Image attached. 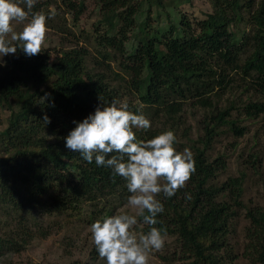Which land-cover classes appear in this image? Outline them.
Here are the masks:
<instances>
[{
    "label": "trees",
    "instance_id": "obj_1",
    "mask_svg": "<svg viewBox=\"0 0 264 264\" xmlns=\"http://www.w3.org/2000/svg\"><path fill=\"white\" fill-rule=\"evenodd\" d=\"M207 1L212 10L199 20L173 15V5L192 0H98L99 21L86 32L79 28L86 0H37L33 12H43L53 29L71 37L60 41L56 57L44 50L0 63V261L50 236L56 228L46 218L88 216L96 222L127 202V181L65 147L73 121L94 114L103 96L128 102L134 114L166 118L164 127L134 129L138 140L171 130L176 150L181 152V135L194 155L196 171L186 187L171 198L158 197L165 211L156 227L179 240L192 264L233 263L230 237L244 209L250 223L246 254L264 264V206L243 202L245 182L259 171L262 154L250 152L253 161L239 154L238 175L221 181L227 156L212 153L221 136L243 138L246 120L264 118V0ZM51 5L69 14L70 23L51 18ZM154 9L159 17L166 14L157 26ZM235 87L247 99L220 105L218 99ZM187 105L203 108L197 140L189 137ZM3 111L9 114L6 125ZM45 115L50 124L43 123ZM91 260L105 261L96 249Z\"/></svg>",
    "mask_w": 264,
    "mask_h": 264
},
{
    "label": "clouds",
    "instance_id": "obj_2",
    "mask_svg": "<svg viewBox=\"0 0 264 264\" xmlns=\"http://www.w3.org/2000/svg\"><path fill=\"white\" fill-rule=\"evenodd\" d=\"M36 3L0 0V63L18 50L27 57L44 52L49 17L33 12ZM20 24L22 30L17 31L14 25ZM98 99L101 103L94 114L82 122L73 121L76 127L64 138L65 147L89 164L95 161L98 167L112 169L114 176L127 181L130 195L115 215L89 227L91 240L106 264H149L152 254L161 252L168 238L165 230L156 227L158 215L165 211L158 197L171 198L186 187L196 171L194 155L188 148L176 150L177 138L171 130L138 140L134 129L148 130L151 121L130 111L126 101ZM43 123H51L47 115ZM185 197L191 199L190 193ZM145 226L149 229L146 233L141 230Z\"/></svg>",
    "mask_w": 264,
    "mask_h": 264
},
{
    "label": "rangeland",
    "instance_id": "obj_3",
    "mask_svg": "<svg viewBox=\"0 0 264 264\" xmlns=\"http://www.w3.org/2000/svg\"><path fill=\"white\" fill-rule=\"evenodd\" d=\"M51 3H55V0H50ZM57 3H61V0H56ZM192 4L176 3L172 6L174 17L185 12L190 14L192 18H197L199 20L205 17V14L212 10L211 5L207 0H192ZM98 0H86V12L82 16L81 22L79 23V28L86 32H92L94 26L97 24L100 18V5H97ZM51 14L49 15L56 22L60 23H70V15L56 9L55 6L50 7ZM54 13H58L55 16ZM157 12L154 9L153 16V26L159 25L160 22L165 19L166 14L161 12L160 17L157 16ZM145 17L139 18V22H143ZM49 23V21H48ZM17 31L22 30L23 25H14ZM245 26L240 27V31L244 29ZM48 35L45 42L44 50L49 51L54 57L60 54L62 49L60 41L64 38H70L71 36L67 33L57 31L56 28H52L48 24ZM76 29V28H75ZM79 31V30H76ZM133 41V39H132ZM132 41L129 42V48L132 47ZM67 46V45H66ZM23 52L19 51L16 55H9L2 58V63H5L7 59H12L21 55ZM237 86L239 83H235ZM243 94V88L235 87L224 97L219 98L220 105H227L231 100L247 99L246 95ZM203 108L197 106L187 105L184 113V119L187 117L186 126L191 128L192 135L190 138L197 140L201 134L199 121L203 115ZM8 113L3 111L1 114L2 121L6 125L5 121L8 117ZM146 118L151 121L152 127H159L160 125L164 127V122H167L166 118L160 117L155 120L151 119L150 115L145 113ZM264 118H259L255 121H245V125L248 127V134L243 138L235 139L231 135L221 136L214 144L213 156L216 157L219 153L227 156L228 172L227 174L222 173L220 180L224 181L228 176L238 175L237 170L242 163L238 161L239 154L245 152V158H250L253 161L252 156H249L250 152H260L262 154V163L257 164L259 171L250 172L249 176L245 182V190L243 196V202L246 205L252 207H262L264 206ZM170 126V125H167ZM151 127V128H152ZM1 129V128H0ZM183 127L180 131L182 134ZM180 150L183 152L185 148H190L187 141L181 138L179 135ZM182 145V146H181ZM242 159V157H241ZM126 204V203H125ZM118 209L124 207V205ZM117 209V210H118ZM117 211L115 212V214ZM246 210L240 212V217L238 218L235 225V231L230 237V243L232 246V256L235 257L233 263L228 264H254L252 258L246 254L245 245L246 241V231L250 227L249 220L245 218ZM114 214V215H115ZM46 221L53 223L55 225V230L47 238H38L30 242L27 249L20 254H9L7 258L2 259L0 264H74L75 262L90 264H106L105 261L91 262V257L95 249L94 244L91 240V233L89 232V227L95 223L91 222L88 216L71 218L69 219L66 215H56L50 218H46ZM61 223V226H58ZM142 230V229H141ZM167 241L164 249L161 252H154L150 258L149 264H192L193 259L190 258L191 254L186 252L182 247L181 243L175 236H167ZM225 256V255H224Z\"/></svg>",
    "mask_w": 264,
    "mask_h": 264
}]
</instances>
